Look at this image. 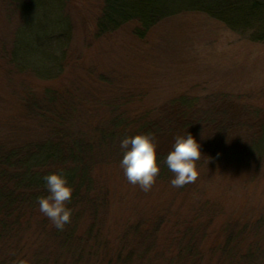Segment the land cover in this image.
Instances as JSON below:
<instances>
[{
  "label": "trees",
  "instance_id": "1",
  "mask_svg": "<svg viewBox=\"0 0 264 264\" xmlns=\"http://www.w3.org/2000/svg\"><path fill=\"white\" fill-rule=\"evenodd\" d=\"M67 2L73 3L52 0L50 7ZM45 5L36 3V11L29 13L30 5L21 6L25 25L0 50L18 77L30 73L44 85V94L28 90L8 102V112L0 115V264H249L264 253L259 237H264V215L249 222L223 218L218 180L228 181L245 169L253 175L264 169V121L243 150L228 148L213 155L214 160L201 155L197 179L183 187L171 185L173 174L161 163L172 148L169 138L155 142L160 172L150 191L140 190L120 168V141L139 134L156 136L164 125L187 130L189 122L204 118L195 109L200 97L182 90L152 101L151 88L139 94L110 82L99 86L88 78L68 82L64 61L71 29L61 10H56L61 33L41 37L37 30L26 31L28 14ZM187 13L204 15L253 44H264V0H100L93 37L111 40L127 29L143 44L162 22ZM103 86L110 91L107 96L97 91ZM60 171L73 189L66 202L71 222L63 231L37 204L38 197L48 195L43 177ZM209 176L218 182L208 190L204 180ZM114 184L136 214L106 236L95 229L102 213L111 209ZM243 196L248 200L245 190Z\"/></svg>",
  "mask_w": 264,
  "mask_h": 264
},
{
  "label": "rangeland",
  "instance_id": "2",
  "mask_svg": "<svg viewBox=\"0 0 264 264\" xmlns=\"http://www.w3.org/2000/svg\"><path fill=\"white\" fill-rule=\"evenodd\" d=\"M51 1L0 0V50L11 44L25 25L26 17L20 7L30 5L27 7L29 13L36 11L34 4L46 3L33 16L28 14L26 31L30 34L37 30L41 37L51 32L61 33L63 30L58 28L60 20L56 13L61 10V16L68 20L71 29L64 61L68 82L80 83L88 78L96 80L99 86L110 82L126 90L136 89L139 94L151 88L148 93L152 101L161 94L165 97L179 95L186 90L200 97L195 109L200 110L204 118L189 122L187 130L164 125L154 136L156 143L169 138L168 147H172L176 136L190 133L200 144L202 157L212 160L213 155L226 152L228 148L243 150L249 146L252 135L256 134L254 129L264 121V44H253L224 24L197 13L165 20L153 29L143 44L132 39L127 29L120 31L117 38L98 42L93 34L100 0H72L73 5L70 2L66 6L55 3L50 7ZM16 74V69L0 55L1 116L8 112V102L26 91L38 90L39 94H44L40 79L30 73L23 77ZM131 83H135L134 87L126 85ZM108 87H99L97 91L101 96H107L110 93ZM246 170L235 174L230 181L218 179L224 194L221 201L225 219L231 216L238 222H249L257 214L264 215V169L254 175ZM204 181L208 190L215 188L214 178L209 176ZM113 186L111 194H115V198L111 209L102 213L95 229L106 236H111L114 226H124L127 218L132 219L136 214L131 201L122 196L115 184ZM244 190L248 200L243 196ZM246 200L248 207H244ZM252 235L254 239L256 233ZM261 236L264 240L260 233ZM248 262L264 264V253Z\"/></svg>",
  "mask_w": 264,
  "mask_h": 264
},
{
  "label": "clouds",
  "instance_id": "3",
  "mask_svg": "<svg viewBox=\"0 0 264 264\" xmlns=\"http://www.w3.org/2000/svg\"><path fill=\"white\" fill-rule=\"evenodd\" d=\"M119 147L122 153L120 168L128 183L139 186L144 192L150 191L160 172L154 135L124 137ZM200 157V144L190 133L174 138L171 150L161 161L173 174L170 181L173 187H183L197 179L196 162ZM43 180L48 195L37 198L39 211L57 230L63 231L65 225L71 222V209L66 202L72 198L73 189L63 171L46 175Z\"/></svg>",
  "mask_w": 264,
  "mask_h": 264
}]
</instances>
